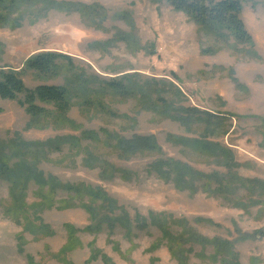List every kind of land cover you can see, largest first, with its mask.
<instances>
[{"label": "rangeland", "instance_id": "rangeland-1", "mask_svg": "<svg viewBox=\"0 0 264 264\" xmlns=\"http://www.w3.org/2000/svg\"><path fill=\"white\" fill-rule=\"evenodd\" d=\"M53 1L101 5L106 10L105 31L91 27L76 11L24 0L6 15L0 10V16L4 15L0 17V72H19L29 89L67 84L75 94L68 117L80 130L28 127L30 117L25 109L15 101L0 99V163L13 169L20 161L33 162L44 177L101 189L116 202L117 209H99L108 217L124 213L133 220L136 215L153 213L165 216L173 233L180 228L171 220H185L203 238L231 243L237 264H264V187L259 184L264 183V0H242L241 19L252 44H239L225 30L195 24L175 11L169 0ZM116 32L129 42L118 40ZM40 52L72 57L77 75L88 84L83 86L72 75L52 79L26 69V60ZM112 81H123L142 92L137 96L114 93L103 84ZM96 98L108 113L95 108L94 101H84ZM166 102L172 104L170 109L163 107ZM39 105L53 111L50 105ZM193 109L199 111L191 113ZM82 131L97 132L102 141L83 140ZM106 133L112 143L114 137L153 136L162 153L125 159L104 144ZM70 136L78 139V150H71L66 142ZM170 137L202 138L229 154L225 153L227 159H217L193 145H176ZM56 138L65 139L64 144L55 145L59 150L16 149L21 142L43 143ZM82 147L90 149L91 157ZM92 157L98 160L94 168L85 162ZM166 159L204 176L217 175L224 183L230 182L232 191L215 194L216 179H198L196 175L188 188L178 189L160 179L153 168L157 160ZM240 180L258 183L240 186ZM9 187L0 177V264H28V260L62 264L57 254L66 242L65 224L78 230L80 243L65 255L68 264L177 263L166 241H161L155 252H148L161 238L155 227L134 228L127 235L118 223L109 231L104 220L101 231L88 233L84 229L91 224L89 215L74 194L63 190L54 194L55 202L65 200L73 204L71 208L59 210L58 203L40 208L36 206L39 187L29 182L24 191L26 209L23 206L17 211L12 208ZM200 219L212 220L215 226ZM39 225L46 228L38 231ZM182 250L186 264H219L197 257L201 252L212 255L210 244L188 241Z\"/></svg>", "mask_w": 264, "mask_h": 264}, {"label": "trees", "instance_id": "trees-1", "mask_svg": "<svg viewBox=\"0 0 264 264\" xmlns=\"http://www.w3.org/2000/svg\"><path fill=\"white\" fill-rule=\"evenodd\" d=\"M23 1L24 0H0V10L6 15L12 12L18 3ZM40 1L49 3L51 8L54 9L76 11L91 27L96 30L105 31L103 28V22L106 19V10L97 3L86 5L81 3L56 2L53 0ZM169 4L175 11L182 12L191 21L201 27L225 30L237 43L252 44V38L241 19L242 0H169ZM4 15L2 14L1 16L4 18ZM115 36L118 40L125 41L126 43L129 42L124 34L116 32ZM25 68L33 71L37 75L52 79L61 77L64 74L67 76L72 75V77L75 78L76 81L81 82L83 86L88 84L87 81H82L83 77L77 75L73 58L65 54L57 52L36 53L26 60ZM70 79L71 77L67 78V80ZM235 83L237 86L239 85L236 80ZM103 84L106 89L120 95L137 96V93L142 92V90L126 86L123 81L104 82ZM178 93L181 94L179 91ZM74 95L75 94L71 93V89L67 84L63 86H37L34 89H29L22 80L19 72L14 70L0 72V99L15 101L23 107L30 117L28 127L42 128L50 125L59 130H65L67 128L80 130V127L75 125L68 117L72 108V99ZM158 99L162 100L161 97ZM84 101L88 103L94 101L92 105L95 108H98L104 113H108V111L105 110L104 103L101 99H84ZM39 104L50 105L52 106L53 111H49L48 109L41 107ZM163 107L167 110L172 107V104L166 102ZM198 111L199 110L197 109L190 110L191 113H197ZM165 113H168V111ZM204 113L210 118H217L207 112ZM167 115H169L168 117L174 118L171 114ZM178 120H186V118H179ZM81 137L83 140L94 144L102 141L99 134L94 131H82ZM68 139L70 141L66 142L70 143L69 146L72 148L71 150H78V139L73 136H70ZM169 140L176 145H193V148L197 151L217 159H227L225 155L227 152L224 148H221L218 144L212 145L210 142H203L202 138L198 140H189L180 137H170ZM64 141V138H56L43 143L21 142L20 146H16V149L18 152H27L29 151V147H48L50 149L56 148L59 150L57 147H59ZM114 141L115 143H112V137L106 133V141L104 144L108 143L111 145L114 150L123 154L122 157L125 159L137 155L151 154L156 156L161 155L162 153L153 136L135 135L130 139L114 137ZM56 144L59 145L55 146ZM82 150L87 157H91L92 152L90 149H84L82 147ZM85 159L87 167L93 168L98 161L96 157ZM32 163L29 165L25 161H20L16 166H13V169H9L6 165L0 163V177L6 179L10 184L9 196L12 203L11 205L12 208L17 211H21L23 206L24 209H26V192L24 191L26 185L29 182H33L39 187L37 190L39 202L36 203V206L40 208L45 206L47 208H52L56 203H58L57 209L59 210L71 208L73 207V204H70V202L65 200L55 202L54 194L58 190L74 194L80 201L79 206L89 215L91 224L84 229V231L88 233H97L101 231V222L104 220L108 221L107 228L109 231H112L114 225L118 223L127 235L134 228L144 230L151 226L161 232V238L151 245L150 249H148L149 253L155 252L159 248L161 241H166L169 254L172 259L176 260V264H186L187 258L182 256L184 250L181 251V246L185 242L192 241L194 244H210L214 249V253L210 256H205V254L201 252L197 257H200L203 260L208 259L212 263L237 264L232 245L228 241H221L216 238H203L192 228H189L185 220H171L173 225L180 228L178 233H173L168 226L169 220L165 216H158L153 213H149L147 217L136 215L133 220H130L124 213H121L117 217H114L113 215L108 217L107 215L102 214L99 209L105 208L114 210L117 209V206L116 202L109 199L103 190L93 188L83 183L75 185L62 184L52 177H44L42 173L36 170ZM224 164L227 165L226 162H224ZM153 168L160 179L167 183L176 184L178 189L188 188L192 184L191 180L194 178V175H196L198 179L211 180L212 178H215L218 185L213 190L215 194L226 195V193H230L228 191H232L230 182L224 183L222 179L217 177V175L204 176L203 174L194 172L187 165L172 159L157 160L154 163ZM244 183L253 187L258 182L255 180H240V186H244ZM259 184L264 187V183L259 182ZM84 199H86L88 203H86ZM98 202L99 204H97ZM95 204H97L96 208L94 207ZM25 211L26 210H24V213ZM24 219L27 221L28 217L24 215ZM199 221L204 222L206 225L215 226L214 222L209 219H200ZM36 228L38 231H41V229H45L46 227L39 225ZM63 228L67 238L65 244L59 250L57 257L62 264H68L65 255L78 249L80 243L77 238L78 230L73 225L65 224ZM242 237L248 239L251 236L242 235ZM103 258L104 257H102V259ZM152 261L154 260L152 259ZM28 264H33V262L28 260Z\"/></svg>", "mask_w": 264, "mask_h": 264}]
</instances>
